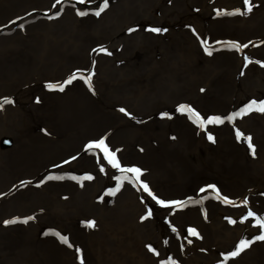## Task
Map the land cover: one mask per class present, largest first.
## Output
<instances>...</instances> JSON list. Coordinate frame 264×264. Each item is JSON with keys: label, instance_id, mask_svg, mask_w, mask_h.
Segmentation results:
<instances>
[{"label": "bare ground", "instance_id": "6f19581e", "mask_svg": "<svg viewBox=\"0 0 264 264\" xmlns=\"http://www.w3.org/2000/svg\"><path fill=\"white\" fill-rule=\"evenodd\" d=\"M100 1L0 0V263L264 264V241L251 246L264 235V112L243 114L264 95V0L250 15L236 14L242 0H108L96 17ZM182 99L225 115L216 145L189 124L199 120L136 116ZM101 140L139 182L89 148ZM113 172L122 178H102ZM174 224L170 250L161 238Z\"/></svg>", "mask_w": 264, "mask_h": 264}, {"label": "snow or ice", "instance_id": "6c2138e0", "mask_svg": "<svg viewBox=\"0 0 264 264\" xmlns=\"http://www.w3.org/2000/svg\"><path fill=\"white\" fill-rule=\"evenodd\" d=\"M57 2L59 3V0H57ZM81 2H83V0H81ZM245 5L247 6V7H246V12H251V11H252L251 0H245ZM107 7H108V0H104V5H103V7L100 9V11L96 12V15L99 16V15L101 14V12L104 11V9H106ZM218 14H219V13H218ZM228 14L231 15V14H233V13H228ZM236 14H246V13H236ZM81 15H84V13H81ZM151 31H153V32H160L161 30H160V29H151ZM231 47L239 48L240 46H239V45H236V44H232ZM245 47H247V45H245ZM101 51H106V50H105V49H101ZM109 54H110V53H109ZM208 54L211 55V52H209ZM76 78H77V77L74 75V76L72 77L71 80H68V81H67V83H68V84H71V83H72V80H75ZM91 79H92V77H91V75H90V76L87 78L89 84H91ZM49 87L55 89L56 86H55V85H49ZM59 91H64L63 86H60V87H59ZM202 91H203V89H202ZM11 102H12V101H10V100H5V103H11ZM184 110H185V109H183V108L181 109V111H184ZM121 111L124 112L125 110H124V109H121ZM251 111L264 112V102H262V103H260V104H256V102H252L251 104H249V105L244 109L243 114L246 115L247 113H249V112H251ZM126 114H127V113H126ZM237 115H241V113H237ZM197 119H199L198 116H197ZM200 123L203 124L204 121H200ZM207 123H223V121H221V120H214V121H213V120H209V121H207ZM242 136H243V133L237 132V137H238V138H240V137H242ZM208 139H209L210 141H213V142H214V139H213L212 136H209ZM245 139L247 140V142H248V146H249V148L252 150L253 155H254V154H255V149H254V147H253V145H252V138H251L250 136H248V137H245ZM93 147H95V148H101V147H103V148H104V152H105V154L108 156L109 161L113 164V167H116V168L120 169L121 171H126V172H131V173H133L135 180H136L137 182L140 181V177H141V175H142L141 170H140L139 168H127V169H123V168H121L119 162L116 160L115 153H113V152H109V151H108L107 147L104 146V141H103V140H101L98 144H90V145H89V148H93ZM87 179H91V177H87ZM141 186H142V188H143L144 191L149 192V194L151 195V192L149 191V188H148V185H147V184H142ZM117 190H118V189H117ZM111 195H115V192H112ZM154 198H155V197H154ZM157 202H158L159 204H161L162 206H164V207H174V206H181V207H182V206H183V205L180 204L179 201L174 202L173 204H165L164 201H162V200L157 201ZM151 215H152V213H151V211H149L148 216L144 217V219H147V218L150 217ZM253 215H254V213H252V212H249V213H248V216H249V217H252ZM231 222H232V223H235V221H231ZM8 223H16V221H15V220H13V221H8ZM24 223H27V221H24ZM257 224H258L260 227L264 228V220H260V219H258V220H257ZM90 226H91V227H94L95 225H94V223H93V224H91ZM189 234H190L191 236H198V235H199L194 229H191V230L189 231ZM257 240L264 241V235H260V236H258V237H257ZM61 241H62L63 243H65V244H68V240H67L66 237H61ZM69 246H71V245H69ZM249 246H250V242H248V241H241V243H240V245L238 246L237 250L234 251V252L232 253V256H233V257L238 256L242 251H244L245 249H247Z\"/></svg>", "mask_w": 264, "mask_h": 264}, {"label": "rangeland", "instance_id": "374dc122", "mask_svg": "<svg viewBox=\"0 0 264 264\" xmlns=\"http://www.w3.org/2000/svg\"><path fill=\"white\" fill-rule=\"evenodd\" d=\"M104 0H102V1H100V3H102ZM48 11H50V10H48ZM57 14H59V12H57V13H55V15H57ZM139 27H142L141 25L142 24H139L138 22L136 23ZM143 26H145V25H143ZM182 45V44H181ZM180 45V46H181ZM180 46L178 47V48H180ZM114 63L116 64V65H118V67H122V66H124L125 65V61H124V59H119V58H117L116 60H114ZM6 95H9L8 93L6 94ZM30 100H28L29 102H35L37 99L35 98V96H33V94L30 96V97H28ZM161 111V109H159V112ZM143 113H141V114H137L136 116H137V118L139 119V121H141V122H144L145 120H144V116L142 115ZM171 131H175V130H171ZM175 133V132H174ZM2 188H0V196H1V198L0 199H2V198H4L5 197V193L1 190ZM7 196V195H6ZM46 226V225H45ZM44 226V227H45ZM42 228V227H41ZM0 260H2V259H0ZM33 261V260H32ZM45 262L46 261H44V264H45ZM36 263V262H35ZM0 264H2V263H0ZM3 264H6V263H3ZM42 264H43V262H42Z\"/></svg>", "mask_w": 264, "mask_h": 264}]
</instances>
